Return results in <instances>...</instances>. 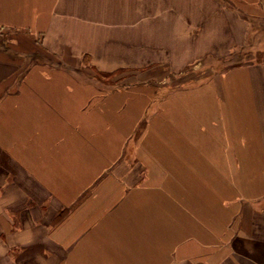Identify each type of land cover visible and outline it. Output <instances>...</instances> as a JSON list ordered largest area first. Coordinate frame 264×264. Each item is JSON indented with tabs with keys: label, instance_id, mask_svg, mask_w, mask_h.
<instances>
[{
	"label": "crops",
	"instance_id": "obj_1",
	"mask_svg": "<svg viewBox=\"0 0 264 264\" xmlns=\"http://www.w3.org/2000/svg\"><path fill=\"white\" fill-rule=\"evenodd\" d=\"M210 56L197 87L124 84ZM237 70V127L164 105L205 86L225 104ZM7 97L47 128L0 138V264H264V0H0V110Z\"/></svg>",
	"mask_w": 264,
	"mask_h": 264
},
{
	"label": "bare ground",
	"instance_id": "obj_2",
	"mask_svg": "<svg viewBox=\"0 0 264 264\" xmlns=\"http://www.w3.org/2000/svg\"><path fill=\"white\" fill-rule=\"evenodd\" d=\"M31 78L34 80H39L43 84L46 90H54L57 88L56 82L44 81L43 71L41 68H34L30 74ZM237 79V80H235ZM227 81V90L228 98L225 104L216 101L215 96L206 93L209 87H201L195 91L180 92L173 96H170L164 105L169 109H177L181 112L180 117L183 118L185 123L195 122L196 125L206 120L210 123L215 120V117L218 116V108L220 112L228 117V121L233 127H237L238 124L236 121L240 117L235 111L238 109H246V104L242 95L246 93V86L242 81V71H232L226 78ZM16 100V98H15ZM39 114L34 112L31 103H28L27 97H24L20 100L17 107L14 106V101L11 97L5 99L4 105L0 110V138L5 141H9L12 137L19 135L22 137L20 132L24 128L29 129V133H35L37 126L41 125L42 128H47V124L39 123ZM242 123L240 122V129L235 130L236 134L244 135L251 133V127L247 123V118L244 112L241 113ZM20 129L18 132L15 128ZM213 126L210 127V133L213 131ZM45 129L41 133L35 135L40 141H46L45 138ZM251 136V135H250ZM220 137L219 140L220 141ZM23 142H18V150L23 148L21 145ZM215 148V146H212ZM262 178H256L252 180L254 183L260 182ZM216 179L211 178V185H215ZM252 182H248L245 185V188H248Z\"/></svg>",
	"mask_w": 264,
	"mask_h": 264
},
{
	"label": "rangeland",
	"instance_id": "obj_3",
	"mask_svg": "<svg viewBox=\"0 0 264 264\" xmlns=\"http://www.w3.org/2000/svg\"><path fill=\"white\" fill-rule=\"evenodd\" d=\"M239 50H237L238 52ZM213 54L219 55L222 51H212ZM211 55V54H210ZM218 60V59H217ZM194 61L186 62L184 65L175 66L172 65H164L161 63H152L147 64L146 66H142L140 68H136L133 72H131V81L130 83L127 81L124 84L131 85L132 90L136 91H147L148 93L154 94L156 90L159 91H168L169 88L180 89L186 86L197 87L207 81V74H213L214 70L205 66L206 62L211 64L214 62V59L210 56L207 59H195ZM213 67L219 71V65H213ZM117 71H114L116 75ZM104 77L108 80V75ZM205 76V78H204ZM137 78L138 81H134L133 79ZM118 79V78H117ZM110 82V80H109ZM122 83L116 82L114 85L117 88ZM230 248V247H228ZM259 249L264 250V243H260Z\"/></svg>",
	"mask_w": 264,
	"mask_h": 264
}]
</instances>
